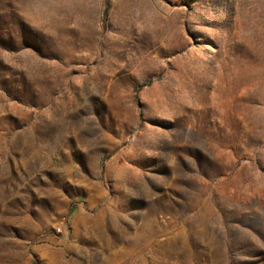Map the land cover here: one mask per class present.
Masks as SVG:
<instances>
[{
	"label": "rangeland",
	"instance_id": "1",
	"mask_svg": "<svg viewBox=\"0 0 264 264\" xmlns=\"http://www.w3.org/2000/svg\"><path fill=\"white\" fill-rule=\"evenodd\" d=\"M0 264H264V0H0Z\"/></svg>",
	"mask_w": 264,
	"mask_h": 264
}]
</instances>
